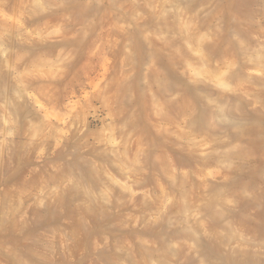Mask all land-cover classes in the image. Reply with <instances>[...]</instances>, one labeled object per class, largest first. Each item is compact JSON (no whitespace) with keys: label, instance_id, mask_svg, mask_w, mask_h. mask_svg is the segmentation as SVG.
I'll use <instances>...</instances> for the list:
<instances>
[{"label":"rangeland","instance_id":"374dc122","mask_svg":"<svg viewBox=\"0 0 264 264\" xmlns=\"http://www.w3.org/2000/svg\"><path fill=\"white\" fill-rule=\"evenodd\" d=\"M0 264H264V0H0Z\"/></svg>","mask_w":264,"mask_h":264}]
</instances>
